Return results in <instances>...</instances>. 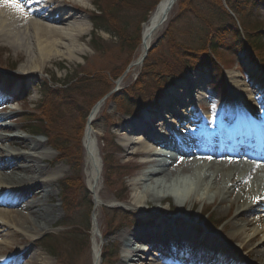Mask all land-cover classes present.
<instances>
[{"label":"rangeland","instance_id":"374dc122","mask_svg":"<svg viewBox=\"0 0 264 264\" xmlns=\"http://www.w3.org/2000/svg\"><path fill=\"white\" fill-rule=\"evenodd\" d=\"M10 1L12 2V0H7V2ZM16 1L19 4L23 2V0ZM54 1L60 4L65 3L69 10L74 7L76 13L78 12L81 15L76 17L77 19L70 24L77 27L84 26L87 29L84 35L75 36L78 39L77 44L69 40L63 41L60 39L62 45L64 44V52H67L68 49L76 51L72 59L54 57L45 63L40 70L29 75L23 69L28 64L30 51L35 56L31 40V49H27L24 46H17L11 39H0V95L12 94L13 98L18 102L12 108L5 107L2 110L5 112L2 125L7 128L0 131V135L9 139L18 136L27 140L38 139L44 141L46 143V151L54 156L53 167L60 168V170L54 171V174L62 178L56 184L52 203L58 216L57 224L45 234L33 239V243L30 242L33 249L32 253H30V255L32 254L31 257L36 254L40 260L48 259L51 264H94V204L97 196L90 190L88 182L86 148L83 139L88 119L95 105L92 106V101L97 97L98 101H101L107 95L109 98L107 97L99 115L93 121L92 129L98 159L103 170L99 183L100 192L106 194L115 203L112 205L108 204L104 199L100 200L99 240L103 244L104 250L109 248L115 251L113 262L111 260L107 264H119L124 255L122 251L123 245L119 240L120 237L131 239L129 236L137 228L134 224L147 221H150L152 226L144 229H152L154 226H160V223H172L176 228H179L189 224L190 221H196L197 228H193L192 232L189 233L191 241L194 242V251L199 248L204 251L210 250L205 245L200 246V241L204 237L211 240L212 243H221L228 252L233 250L237 246L234 240L225 241L222 239L218 241L212 240L211 237L220 234L219 232L225 224L231 221V218L235 215V207L229 211H224L223 209H225L226 205L220 208L217 203H205L202 205L199 202L193 204L183 202L181 204L180 200L169 197L163 201L157 199L148 206L145 205V207L131 209L127 208V201L124 202L116 198L115 192L118 190L122 191L123 188L130 189L131 193H129L132 195L140 192L139 186L134 185V183L139 181L140 176L135 175L136 172L133 171V165L144 160L141 157L134 160L131 155L132 150L122 153L120 140L123 136L118 135L123 132L126 123H130L145 112L139 111L140 108H135L134 106H132L133 110L128 109H131L132 103H136L135 98L139 94L137 93L138 89L146 90L145 93L148 94L147 101L145 100L142 105L145 104V108L150 106L152 112H154L159 103L168 97L167 94L171 89H177L179 84H190L195 75L201 81L200 85L194 96L183 101V104L190 103L193 104V107L200 106L201 109H204L203 115L205 118L217 124L222 120L225 125L232 126L231 124L237 119L238 110L236 108L239 109L238 102L240 100L232 94L229 78L231 75H236L245 87H250L254 82L264 87V66L260 61V58L264 57V50L259 52L258 58V53L256 56L248 48L244 50L238 49L242 44L233 39V35H231L226 45L229 50L223 48L222 52H220L221 57L218 58L222 63L214 62L213 56H210L213 59L210 64H204L195 58L200 55V46L206 45L211 35H214L219 27L230 26L231 31L237 30L241 37H247L250 33L253 35L258 30H262L264 34V0H246L247 6L243 8L244 13L242 12L239 16L231 14L230 9L226 5V0H222L225 11L222 12L220 17H218L220 11L217 6L212 7L215 4L211 3L210 5L206 0H204L203 8L198 11L201 17L194 15L191 9H188V3H191L189 0H181V7L178 6L180 2L178 0L168 20L154 37L151 44V54L149 53L150 56L147 59L148 65L144 67L147 62L145 61L141 66H136L137 68H129V66L136 63L142 55V41L132 53L129 50L122 53L119 45L106 33L100 34L101 40L98 38V46H94V43L91 44L93 27L90 18L95 11L93 0H77L82 2L81 6L76 5L75 1ZM5 2L6 0H0V5ZM230 2L231 4L241 3L244 0H230ZM84 4H86L85 7L83 6ZM35 18L33 17L39 23L52 29L56 28L59 31H67L71 27L65 22H50L43 18ZM143 26L144 24L142 25V32ZM19 37L28 38L26 33H22ZM61 64L71 74L75 71L91 74L89 77L96 79L92 84V90L89 89L87 92H82L81 95L70 94L62 82V80H65L64 77H66L67 72L66 69L59 67ZM14 68L15 70L12 71ZM176 69L179 72L171 74ZM103 88H108L109 92L106 96L100 98L99 95ZM42 94L46 95V98ZM158 98H160L159 101ZM3 102V100H0V104L3 105ZM46 105L49 107V113L46 110ZM43 106L45 110L42 108ZM162 115L166 114L162 112ZM32 121H39V124H34ZM36 124L40 125H37L38 127L44 126L46 129L48 127L47 132L50 141L43 136H34L23 131L28 130V132H31V129H37ZM30 126H34V128ZM192 128L196 130L197 127ZM230 128L232 129V127ZM72 135L76 137L81 135L80 150L78 140L74 136L70 138ZM199 136V133H195L186 136V139H196ZM205 136L208 139L214 138V136L209 134H205ZM70 140H73L72 143ZM68 142L71 143L70 152L75 148L81 154V165L75 169L74 165L76 166V163L73 165L69 162L61 161L59 151L54 149V147ZM0 147L18 153L26 152V150L18 148V145H10L7 142L1 143ZM200 159L206 158L201 157ZM175 166L179 165L176 164L173 167ZM107 172L112 173L111 178L114 181L112 186L105 181ZM76 174L81 177L83 187L72 189V197L68 199L70 204L68 206L65 204L67 210L64 211L63 195L61 194L63 182H68V178ZM180 177V180H186L189 176L181 174ZM76 203L77 206L73 209ZM48 204L46 206L49 207ZM159 209H162L163 213H159ZM189 211L190 219L187 217ZM253 214V217L264 219V214L261 211ZM261 221L258 225L263 224V221ZM207 227L211 228L212 232H209ZM109 228H111L110 230L113 233H107ZM225 232H230V227H226ZM161 235L166 240V244H169L166 235ZM8 237L0 233V250L6 249L5 242ZM49 237H52L53 243H56V257L48 254L40 246L43 239ZM253 237V233L248 232V240ZM180 238L183 242L182 237ZM73 240L78 242L79 245L82 243V247L74 245ZM261 244H264V240L260 238L254 241V247ZM131 248L136 250L132 242L130 243V250ZM168 248L171 249V245H168ZM169 249L168 253H170ZM262 250L264 251V246ZM145 252L147 254L144 255L138 250L135 253L136 260L144 262V260L148 259V264H153L154 262L162 264L161 261H165L164 257L167 254L155 252L149 254L146 250ZM154 254H157L158 257H155L156 255ZM30 255L27 257H30ZM211 255L216 257L219 260L218 264H220L223 261V255L227 256L228 254L212 251ZM2 257V254H0V258ZM226 261L229 262L228 264H256L253 261V257H247L246 251L241 252L238 250L233 251L232 257ZM185 262L187 263V261ZM18 264H27L26 258ZM101 264H106L103 263L102 256Z\"/></svg>","mask_w":264,"mask_h":264},{"label":"bare ground","instance_id":"6f19581e","mask_svg":"<svg viewBox=\"0 0 264 264\" xmlns=\"http://www.w3.org/2000/svg\"><path fill=\"white\" fill-rule=\"evenodd\" d=\"M69 1H75L74 3L79 6L82 3L77 0ZM169 2L170 0H164L144 25L142 55L151 47L154 37L164 26L165 23L161 24V21L166 14ZM10 4L11 1L0 5V39H11L17 46H24L27 49H31V40L35 56L30 51L24 72L29 75L34 74L54 57L69 60L74 57L76 51L68 49L64 52V44L60 42L62 39L77 44L78 39L75 36L84 35L87 32L84 26L77 27L70 24L81 15L76 13L74 7L69 10L65 3H56L54 0H23L20 4L22 10L18 11ZM86 4L83 6L85 7ZM33 17L43 18L50 22H65L71 27L67 31H59L39 23ZM30 32L32 33L29 34ZM22 33H26L28 38L19 37ZM192 80L190 84H179L177 89H171L167 94L168 97L155 108V114L150 109L125 124L123 132L118 135L123 136L120 140L121 152L125 153L132 149V155L135 150H138L132 158L135 160L141 157L144 160L133 165L135 175L140 176L139 181L134 185L139 186L140 192L132 195L130 189L123 188L122 191L115 192L116 198L127 201V208L131 209L145 207L157 199L163 201L169 197L180 200L181 204L183 202L190 204L199 202L202 205L217 203L220 208L226 205L224 211L235 207V215L231 221L225 224L220 234L212 236L211 239L218 241L232 239L237 246L228 252L221 243H212L204 237L200 241V246L205 245L210 250H197V255L205 258L212 251L228 254L227 259L224 260L226 264V260L232 257L233 251H246L247 257H253L256 264H264V251L262 250L264 244L254 247L255 240L259 238L264 240V219L253 217L254 212L260 213L261 211L264 214V143L260 142L264 140V125H260L264 118L263 115L261 116L264 113V87L256 82L250 87H245L236 75H231L229 78L231 92L239 98L242 105L237 121L234 122L235 130L232 135H224L223 141L213 140L210 144H205L206 137L201 133L199 138L189 140L187 143L178 142L175 146L176 154L163 153L160 155L162 152L156 146L166 144L162 140L165 126L176 125L175 120L178 116L187 115L186 109H182L184 108L182 107L183 101L193 97L200 85L201 81L198 76L195 75ZM101 107L102 105L91 116V122H89L84 137L88 182L90 190L97 196L94 204V264H101V250L103 249L98 236L100 233V200L104 199L108 204H115L114 200L102 194L99 188L103 170L98 159L92 129L93 121L99 115ZM162 112L166 115L163 116ZM192 117L197 118V115L192 114ZM6 128L0 120V131ZM245 140L251 141V147H255L258 152L253 161L246 162L243 158L240 160L229 158V147L234 149ZM5 142L18 145V148L26 152L18 153L0 147V233H3L5 237L9 236L5 242L6 249L0 250L3 256L0 258V264H18L24 258L27 264H51L48 259L40 260L36 254L31 257L30 253L33 249L30 242L57 224L58 216L52 203L56 184L62 179L57 177L54 171L60 168L53 167L54 156L46 151V143L42 140H27L18 136L9 139L0 135V144ZM250 154L247 150L244 156H251ZM201 157L206 159H200ZM176 164L179 166L173 167ZM181 174L189 177L186 180H180ZM113 183L112 179L108 181L110 186ZM75 187L81 188L83 183L75 180ZM47 204L49 207L46 206ZM76 206L77 203L73 209ZM158 212L163 213L162 209ZM187 217L190 219V211ZM261 220L263 224L258 225ZM143 223V225H148L151 222ZM226 227H230V232H225ZM193 228H197L196 221H190L189 224L179 228L172 223H160V226H154L149 229L150 231H142L143 229L139 227L129 236L131 239L120 237L124 255L119 264H148V259L144 262L136 260L135 253L138 250L144 252L149 242L156 248H164L165 244L161 242L163 240L161 234L166 235L169 244L174 245L178 250L181 249L180 252L193 251L195 246L189 234ZM248 232L253 233L252 239L248 240ZM132 241L136 243V250L132 248L130 250ZM28 255L30 257H27ZM153 264L159 263L154 262Z\"/></svg>","mask_w":264,"mask_h":264},{"label":"trees","instance_id":"16d2710c","mask_svg":"<svg viewBox=\"0 0 264 264\" xmlns=\"http://www.w3.org/2000/svg\"><path fill=\"white\" fill-rule=\"evenodd\" d=\"M191 3L189 4L188 9H191L192 13L196 16L201 17V14H198L199 9H202L204 6V0H189ZM222 0H206L208 4L211 5V3L215 4L213 6H217L220 13L218 14V17L221 16L222 12L225 11V7L221 2ZM161 2V0H93V6H94V13L91 14V24L93 26V32L91 35V44L94 43V46L97 45L98 38L100 39V33H106L111 36L112 40H115L116 44L119 45L120 51L124 53L126 50H129L130 53L135 51L138 46L141 43V36H142V25L145 24L152 13L155 11L158 4ZM226 5L231 11V14L233 15H240L243 11V8L247 6L246 0L244 2L239 3H232L230 0H226ZM178 6H182L181 0L178 3ZM211 11V10H210ZM218 11V12H219ZM217 16V15H215ZM217 32V33H216ZM215 32L214 35H211L210 40L208 43L203 46H200V55L198 59L202 61L203 63L210 64L213 59L217 60L221 55L220 52H222L223 48L226 46L229 38L231 35H233V39L238 38L237 40L240 41L242 44L246 43L250 47V49L255 52L259 53L260 51L264 50V34H262L261 30H258L257 33L253 34L250 33L247 35V37H241L240 33L236 30L234 32L231 31V27L224 26L223 28H220ZM101 40V39H100ZM98 46V45H97ZM128 52V53H129ZM151 54V51H150ZM148 58L149 59V56ZM210 56H213V59L210 58ZM147 61V60H146ZM148 65V61L145 63L144 67ZM60 68L66 69L62 64L59 66ZM185 67V66H184ZM12 70H15L12 69ZM66 77L65 80H62V82L65 84V89H67L70 94L73 95H81L82 92H87L89 89H91L92 84L96 81L94 77H89L91 74H87L85 72H74L70 73L66 69ZM176 72H179L174 70L171 74H175ZM179 75V74H177ZM98 85V84H94ZM138 89L137 93L138 96L135 98L136 103H132L131 106L139 105L142 106V104L147 101V95L144 90ZM109 92L108 88H103L99 97L102 98L106 96ZM44 95V94H42ZM46 98V95H44ZM72 97V96H71ZM98 98V97H97ZM94 99L92 101V106L98 102V99ZM149 98V97H148ZM100 100V99H99ZM72 102V101H71ZM51 106V105H50ZM130 106V107H131ZM45 110V107H42ZM46 110L49 113V107L46 105ZM129 110H133L128 108ZM43 122V121H41ZM32 123H38L39 121H32ZM36 124L37 129H31V132L36 135L43 134L46 137H49V134L47 132L48 127H38L40 125ZM38 125V126H37ZM42 126V125H41ZM33 127L34 126H30ZM40 128V129H38ZM74 135L70 136V138H73ZM78 141V146L80 150L81 146V135L78 137L74 136ZM75 139V141H76ZM71 143L73 140H70ZM71 143H63L59 146H56L55 148L59 151L61 158L60 160L69 162L74 165V169L81 165L82 158L80 157L81 154L78 152L79 150H75L73 148L72 152H70V146ZM77 147V146H76ZM77 151V152H76ZM112 177V173L107 172L106 174V180L110 181ZM75 180L81 181V177L79 175H73L71 178L68 179V182L65 181L63 183V196L65 204L68 206L70 204L69 197H72V189L75 188ZM80 188V187H77ZM82 188V187H81ZM111 228H109V232ZM53 238H45L43 239L42 243L40 244L41 248L45 250L48 254L51 256L56 257L57 256V250H56V243H53ZM74 245H79L78 242L73 240ZM85 244V243H84ZM82 247L79 245V247ZM113 255V252L111 249L107 248L104 250L103 257L104 262H109Z\"/></svg>","mask_w":264,"mask_h":264},{"label":"water","instance_id":"95a60500","mask_svg":"<svg viewBox=\"0 0 264 264\" xmlns=\"http://www.w3.org/2000/svg\"><path fill=\"white\" fill-rule=\"evenodd\" d=\"M163 1H164V0H162V1L160 2V4L158 5L157 9L159 8V6L162 4ZM177 1H178V0H170L168 6H167V8H166V9H167V10H166V14H165V16L163 17V19H162V21H161V24H164V23L168 20V15L171 13V11H172V9L174 8V6H175V4L177 3ZM157 9H156V10H157ZM149 51H150V48H148V49L146 50L145 54H143V55L139 58V60H138L136 63L130 65L129 68H131V67H133V66H139V65H142V64L144 63V61L146 60ZM104 100H105V99H103L101 102H99V103L96 105V107H95V108L93 109V111H92V114H93L94 111H95V110H96V109H97V108H98V107L104 102Z\"/></svg>","mask_w":264,"mask_h":264},{"label":"snow or ice","instance_id":"6c2138e0","mask_svg":"<svg viewBox=\"0 0 264 264\" xmlns=\"http://www.w3.org/2000/svg\"><path fill=\"white\" fill-rule=\"evenodd\" d=\"M6 2H7V0H6ZM10 6L16 8L18 11H19V10H22V9H21V5H20L19 3H17L16 0H12Z\"/></svg>","mask_w":264,"mask_h":264}]
</instances>
